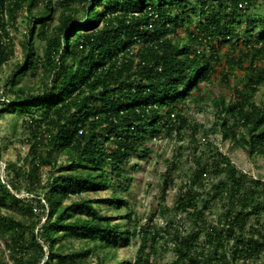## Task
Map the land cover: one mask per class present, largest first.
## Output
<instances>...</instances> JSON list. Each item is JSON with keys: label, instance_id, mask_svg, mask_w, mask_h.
<instances>
[{"label": "trees", "instance_id": "obj_1", "mask_svg": "<svg viewBox=\"0 0 264 264\" xmlns=\"http://www.w3.org/2000/svg\"><path fill=\"white\" fill-rule=\"evenodd\" d=\"M41 1L42 10L35 11L39 0H0V71L15 55L12 29L18 12L26 8L31 22L22 60L0 94V117L22 116L30 135L23 163H8L4 177L0 170V236L16 264H131L117 252L130 230L101 206L119 209L127 201L116 189L109 198L89 194L115 182L123 185L131 157L150 151L148 137L185 126L178 103L218 76L223 63L241 71V86L232 99L214 100L223 112L222 136L248 154H264V13L249 12L250 5L262 3ZM53 4L60 9L57 23ZM35 36L44 39L41 55ZM40 69L39 90L20 83L23 75ZM258 90L262 102L254 98ZM213 159H198L200 167L174 200L191 226L171 232L175 258L168 264H257L264 254V179L242 172L221 152ZM209 172L212 181L205 190ZM22 189L33 197H21ZM219 200L221 211L209 220L205 215ZM34 207L41 210L36 220ZM125 216L132 221L131 211ZM148 228L132 264L149 262L145 250L160 232ZM0 264H6L1 256Z\"/></svg>", "mask_w": 264, "mask_h": 264}, {"label": "rangeland", "instance_id": "obj_2", "mask_svg": "<svg viewBox=\"0 0 264 264\" xmlns=\"http://www.w3.org/2000/svg\"><path fill=\"white\" fill-rule=\"evenodd\" d=\"M55 1V0H54ZM262 6L250 5L249 12L252 14L264 13V0H258ZM44 2L39 0V5L34 10H42ZM54 6V23H57V15L60 9ZM101 6V5H100ZM245 6L248 4L245 2ZM196 9V8H194ZM31 22L28 20L26 8L21 9L17 15L16 28L12 29V35L15 40V55L3 65L0 71V94L7 76L11 73L16 62L22 60L23 49L22 40L28 31ZM178 34L187 37L184 29H179ZM34 45L38 54H42L44 39L35 36ZM224 70L227 75L221 73L213 78L210 82L203 83L200 91L194 94V97L186 99L178 103V107L182 108V114L187 119V124L182 128L175 129L171 133H160L147 138L146 143L150 148L144 156L133 155L127 168L128 179L120 187L109 189H101L91 191L90 196L94 198H109L112 196V190L117 191L127 201V207L119 209H109L102 203V209L109 215L113 216L112 221L118 222L125 228L130 230L127 241H123L117 248L118 255L125 258L131 264L135 261L137 249L142 239V231L145 227H150L151 231L159 230L160 237L156 243H150L145 252L150 251L148 263L142 264H168L175 258L172 245V231L178 227L181 229H189L191 226L190 216L178 211L175 207L174 200L179 193V189H186L188 177L200 167L198 159L201 163L212 162L218 152L229 156L231 161L242 171L252 177L264 179V154H248L242 146L233 145L229 139H224L220 131V122L223 118V112L219 110L218 105L214 101L217 97H225L227 100L232 99L234 88L241 86V71L238 68L230 67L227 63H223ZM42 70L34 73H27L20 79L21 84H25L34 91L40 89L42 85ZM254 98L258 102H262V91L258 90L254 94ZM243 129H240L242 132ZM29 130L22 122V116L15 113L5 112L0 117V170L4 177L5 166L15 161L18 164L23 163V157L26 156L29 149ZM65 154H58V162H64ZM138 163L139 165H134ZM50 166H43L41 169L43 180L47 179ZM169 172V176L167 175ZM204 177L206 189H210L211 176ZM213 175V174H212ZM223 176V173L220 177ZM168 179L171 180L169 183ZM216 176L213 181H216ZM211 180V181H210ZM168 183L166 192L163 186ZM170 184V185H169ZM205 194V193H203ZM21 197H33L32 193L22 189L19 194ZM39 198V196H38ZM40 200L44 199L40 195ZM68 201V200H67ZM221 201H212V209L207 211L206 217L209 220L215 219L221 211ZM40 208L34 210V218L36 220L40 216ZM132 212V221H130L126 213ZM44 220L45 217L43 216ZM171 224V226H168ZM75 246L80 244L79 240L72 241ZM152 244V245H151ZM152 246V247H151ZM152 248V250L150 249ZM0 256L6 264H16L10 256V251L5 245L3 237L0 236ZM92 262L94 256L88 258ZM257 264H264V254Z\"/></svg>", "mask_w": 264, "mask_h": 264}, {"label": "built area", "instance_id": "obj_3", "mask_svg": "<svg viewBox=\"0 0 264 264\" xmlns=\"http://www.w3.org/2000/svg\"><path fill=\"white\" fill-rule=\"evenodd\" d=\"M34 209L36 210V209H37V207H34Z\"/></svg>", "mask_w": 264, "mask_h": 264}]
</instances>
